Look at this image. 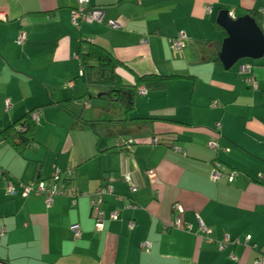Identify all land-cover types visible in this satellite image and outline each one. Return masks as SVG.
<instances>
[{
	"label": "crops",
	"instance_id": "crops-1",
	"mask_svg": "<svg viewBox=\"0 0 264 264\" xmlns=\"http://www.w3.org/2000/svg\"><path fill=\"white\" fill-rule=\"evenodd\" d=\"M89 5L105 9L103 20L74 25L76 0H0L6 15L0 20V133L41 111L34 147L20 155L0 141V168L12 179L0 174V260L257 264L264 255V57L239 61L230 70L212 59L226 37L216 21L219 11L240 17L257 10L264 32V0H90ZM112 20L121 27H112ZM181 33L184 45L174 51L171 39ZM89 43L124 64L118 71L125 85L138 75L173 77L164 90L137 96L130 118L152 123L122 122L126 115L119 105L86 96L78 58ZM245 64L252 73L241 70ZM94 123L98 130L108 127L113 143L121 136L138 143L130 152L113 151L112 140L95 144ZM153 134L175 139L154 145ZM217 160L225 163L223 171L216 169ZM57 169L62 178L67 170L75 173L72 183L82 193L77 199L56 196L48 205L43 195H23L21 185L49 179ZM215 171L224 175L215 178ZM10 181L15 195L8 194ZM105 185L113 195L99 208L104 227L97 229L89 195ZM113 212L117 220L110 219ZM176 218L190 231H165ZM200 222L214 244L205 241ZM73 225L79 226L78 238ZM226 237L230 241L219 249ZM144 241L148 251L141 247Z\"/></svg>",
	"mask_w": 264,
	"mask_h": 264
},
{
	"label": "trees",
	"instance_id": "trees-1",
	"mask_svg": "<svg viewBox=\"0 0 264 264\" xmlns=\"http://www.w3.org/2000/svg\"><path fill=\"white\" fill-rule=\"evenodd\" d=\"M248 14L254 17L258 25L261 27L259 11L252 10ZM225 36H227V34ZM219 44H220L219 49H221L222 43H219ZM78 59L80 62V66L83 70V75L87 82L88 88H87L86 96L88 98H91L93 100H104L108 103H114V104L119 105V107H121L124 110L125 115H126L125 119L120 120L122 122H129V121L132 122L133 121V122H151L152 123L151 119H134V118L132 119L130 118L131 114L136 109L137 96L138 94L144 95L140 93L141 88H144L146 93L148 91L164 90L166 88L167 83L173 78L172 76H164L158 73L144 75V76L138 75L136 77V82L133 85H125L118 71V69L120 67H123L124 64L120 60H118L115 56H113L110 52L105 50L103 47L96 45V44H92V43L87 44L85 47L83 45V48L80 50ZM212 60L217 65L223 67L218 56H215L214 59ZM249 77L250 76H248V78ZM98 95H101V96L99 97ZM262 97L264 99V93ZM39 113L41 115V111H39ZM30 114L31 113H27L17 123L12 125L11 127H8L6 130H3L0 133V141L9 143L15 149V151L18 152L20 155H23L26 149L32 148L36 145V140L34 137V128L36 127V121L32 120ZM40 115H39V118H40ZM92 127L94 128L95 133L99 136L101 133H100V129L98 130L97 127H100V125L94 123ZM174 139L175 137L170 134H153L152 140L150 141V143L152 142V144L158 145V144L163 143V141L165 140L172 141ZM115 140H116V145L112 148L113 151L130 152L132 146L138 143V141L137 140L135 141L133 137H122L121 136V137H116ZM214 164H215L216 169L219 168V170L223 171L224 169L223 166H225V163H223V161L221 162L217 160L214 162ZM222 171L221 172L218 171L221 176L224 175ZM231 171L232 170H229V172ZM0 174L4 178H6L8 181L12 180L4 169L0 168ZM74 174L71 175L70 179L62 178L60 175V178L58 181L60 187L73 185L72 181L75 178ZM51 178L52 176L49 179ZM43 180L44 179H38L34 182L43 181ZM107 186L108 185H105V187ZM74 187L76 186L74 185ZM102 187L98 188L94 193H96ZM106 197L107 196H105V198ZM208 234H207V238H209ZM224 240L222 242H224ZM205 241L208 243L207 239ZM222 242H219V243H222ZM214 243L215 241L212 240L211 243L209 244H214ZM219 243H217V247L220 249Z\"/></svg>",
	"mask_w": 264,
	"mask_h": 264
},
{
	"label": "built area",
	"instance_id": "built-area-1",
	"mask_svg": "<svg viewBox=\"0 0 264 264\" xmlns=\"http://www.w3.org/2000/svg\"><path fill=\"white\" fill-rule=\"evenodd\" d=\"M90 0H77L78 6L73 10L72 13V23L74 25H79L82 22L87 23H93V22H101L105 15V9L99 8V7H91L89 5ZM6 17V15L2 12H0V20H3ZM110 25L114 28H120L121 24L117 21H110ZM186 38V35L184 33L179 34L175 39H171V44L174 51H180L183 47V42ZM26 37L24 35H21L19 38V42L22 43ZM252 65L251 64H245L241 66V70L244 73H252ZM248 83L252 84L254 87L258 86V83L253 78V76H250L247 79ZM141 94H145L146 91L144 88L140 89ZM39 111H36L32 114L31 118L33 121H37L39 119ZM216 142H211V147H216ZM74 172L72 170H67L65 173V178L71 177ZM61 172L57 170L54 174V176L51 179L43 180V181H37L31 184H23V195L28 196L30 194H36V195H44L46 198V203L48 205H51L54 202V198L56 196H66L70 197L73 200L77 199L82 193L74 187V185H68L64 187H60L58 181L60 178ZM149 177H153L154 174L152 172H148ZM215 178L222 177L218 171H215L214 173ZM126 182L130 185L132 191H135L137 188L134 185L131 176L128 174L125 176ZM230 181H233L232 178H229ZM7 191L9 195H15L17 193L16 186L13 184L12 181L8 183ZM113 195V188L110 186L102 187L99 189L96 193L90 194L89 198L91 201V205L96 210L95 212V219H96V228L97 229H103L104 227V216L105 213L100 211L99 208H101V205L103 204L105 196ZM180 209V207H178ZM182 210V209H180ZM110 219L117 220L118 214L117 212H113L110 214ZM169 229L174 230H187L190 231L191 227L187 225L185 228L182 227L180 218H176L174 220V223L172 225H166L164 227L165 231H168ZM200 229L202 233H209V229L200 222ZM72 232L74 233L75 237L78 238L80 236V230L78 225H73L71 227ZM206 236V235H204ZM208 240V243H211V239L206 238ZM228 243V238L224 240V242L219 243L220 249H223L225 245ZM142 249L148 251L150 248V243L148 241H144L141 244ZM232 258H235L232 256ZM0 264H7L6 262H3L0 260ZM257 264H264V255L260 256L257 259Z\"/></svg>",
	"mask_w": 264,
	"mask_h": 264
},
{
	"label": "water",
	"instance_id": "water-1",
	"mask_svg": "<svg viewBox=\"0 0 264 264\" xmlns=\"http://www.w3.org/2000/svg\"><path fill=\"white\" fill-rule=\"evenodd\" d=\"M216 21L227 36L223 39L218 58L226 70L243 59L258 60L264 57V32L249 14L233 17L230 11L220 10Z\"/></svg>",
	"mask_w": 264,
	"mask_h": 264
},
{
	"label": "rangeland",
	"instance_id": "rangeland-1",
	"mask_svg": "<svg viewBox=\"0 0 264 264\" xmlns=\"http://www.w3.org/2000/svg\"><path fill=\"white\" fill-rule=\"evenodd\" d=\"M145 1H147V0H145ZM76 2H77V0H76ZM74 4H75V2H73ZM78 4V3H77ZM77 7V6H76ZM246 60H248V59H243V60H241L240 62H245ZM239 64V63H238ZM243 64V63H242ZM237 66V65H236ZM104 103H107L106 101H104ZM107 126H102V130H101V135H100V137H98L95 133H94V139H95V144H97L98 143V140L101 138V140L102 141H105V140H112V143H113V138H107ZM49 131V134L51 135V130L50 129H46V131H45V134H46V132H48ZM77 137H79L80 138V140H84V138H85V136H83L81 133H78V135H77ZM114 145H116V140L114 141V143H113Z\"/></svg>",
	"mask_w": 264,
	"mask_h": 264
}]
</instances>
